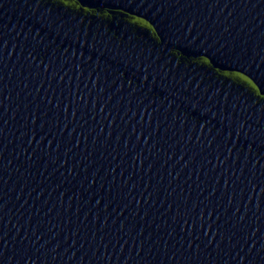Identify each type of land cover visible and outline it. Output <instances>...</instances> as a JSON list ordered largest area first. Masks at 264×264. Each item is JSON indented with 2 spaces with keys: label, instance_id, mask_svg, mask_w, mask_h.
<instances>
[{
  "label": "water",
  "instance_id": "1",
  "mask_svg": "<svg viewBox=\"0 0 264 264\" xmlns=\"http://www.w3.org/2000/svg\"><path fill=\"white\" fill-rule=\"evenodd\" d=\"M30 7L0 0V264L264 215V0H51L43 43Z\"/></svg>",
  "mask_w": 264,
  "mask_h": 264
},
{
  "label": "snow or ice",
  "instance_id": "2",
  "mask_svg": "<svg viewBox=\"0 0 264 264\" xmlns=\"http://www.w3.org/2000/svg\"><path fill=\"white\" fill-rule=\"evenodd\" d=\"M73 2H78V0H73ZM25 4H30L31 7L28 9L29 19L33 22L34 26L39 25L40 32H37V42L43 43L48 37H41L42 32H46L48 35H56L57 37L63 35L67 37L70 35L74 29H70L66 26L57 16L56 12L49 7L51 0H24ZM61 4L66 7L69 6V0H60ZM78 42V37H77ZM87 44V39L85 40ZM95 42L93 43V48L95 49ZM170 56L177 57L170 51L168 53ZM180 61L177 59V67L180 65ZM139 70V68H138ZM146 71V70H145ZM145 82L147 81V76L144 77ZM264 101V98H262Z\"/></svg>",
  "mask_w": 264,
  "mask_h": 264
}]
</instances>
